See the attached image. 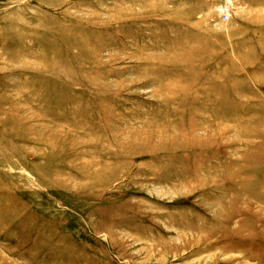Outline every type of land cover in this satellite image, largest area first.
Wrapping results in <instances>:
<instances>
[{
	"label": "rangeland",
	"instance_id": "1",
	"mask_svg": "<svg viewBox=\"0 0 264 264\" xmlns=\"http://www.w3.org/2000/svg\"><path fill=\"white\" fill-rule=\"evenodd\" d=\"M0 264H264V0H0Z\"/></svg>",
	"mask_w": 264,
	"mask_h": 264
},
{
	"label": "bare ground",
	"instance_id": "2",
	"mask_svg": "<svg viewBox=\"0 0 264 264\" xmlns=\"http://www.w3.org/2000/svg\"><path fill=\"white\" fill-rule=\"evenodd\" d=\"M218 10L225 12L227 10V8L220 7V8H218Z\"/></svg>",
	"mask_w": 264,
	"mask_h": 264
},
{
	"label": "built area",
	"instance_id": "3",
	"mask_svg": "<svg viewBox=\"0 0 264 264\" xmlns=\"http://www.w3.org/2000/svg\"><path fill=\"white\" fill-rule=\"evenodd\" d=\"M226 18V17H225Z\"/></svg>",
	"mask_w": 264,
	"mask_h": 264
}]
</instances>
